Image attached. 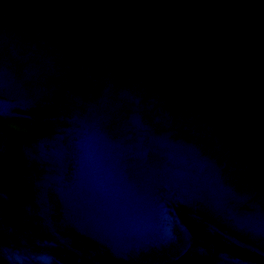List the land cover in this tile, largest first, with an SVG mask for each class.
Returning a JSON list of instances; mask_svg holds the SVG:
<instances>
[{"label":"water","instance_id":"95a60500","mask_svg":"<svg viewBox=\"0 0 264 264\" xmlns=\"http://www.w3.org/2000/svg\"><path fill=\"white\" fill-rule=\"evenodd\" d=\"M0 264H264V0H0Z\"/></svg>","mask_w":264,"mask_h":264}]
</instances>
